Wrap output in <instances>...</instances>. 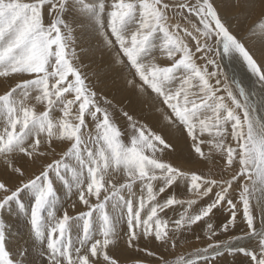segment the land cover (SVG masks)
Wrapping results in <instances>:
<instances>
[{
    "label": "snow or ice",
    "instance_id": "obj_1",
    "mask_svg": "<svg viewBox=\"0 0 264 264\" xmlns=\"http://www.w3.org/2000/svg\"><path fill=\"white\" fill-rule=\"evenodd\" d=\"M229 3L0 0V264H264V16L240 36L252 0ZM77 30L138 108L85 71Z\"/></svg>",
    "mask_w": 264,
    "mask_h": 264
},
{
    "label": "rangeland",
    "instance_id": "obj_2",
    "mask_svg": "<svg viewBox=\"0 0 264 264\" xmlns=\"http://www.w3.org/2000/svg\"><path fill=\"white\" fill-rule=\"evenodd\" d=\"M229 4H230L229 0H221V7L223 8V10L225 12H227L229 14H233V12H234V14H235V13L241 11V9H233L232 7L231 8L228 7ZM256 9H257V7H253L250 9L251 11L247 12L246 16L232 20V24H233V28H234L233 31L235 33H237L240 36H245L246 34H250L249 29H251L254 25H256L260 21L261 17L264 16V14H263V15H259L258 17H256L257 16ZM96 38H97L96 34L93 32L77 30L74 33V39H75L74 47L76 48V51H77L78 55L80 56L82 63L89 65V67H87L85 69V71L89 72L90 74H92V73L99 74L100 79L103 82V86H105L106 89L110 92V90H113L114 88H116V85L118 86L120 83L118 82L117 77L115 78V76L112 73H110V74H112L113 76H110V74L107 75V72H106L107 70L105 72L103 71V68L107 69L109 67L108 65L111 64L112 62L110 61L111 62L110 63L109 61H107L108 63H106V61H104L102 59L103 55H106L105 54L106 51L103 49V46L100 44L99 40ZM91 43H93L92 46H91ZM249 44L253 48V50L257 51V53L259 54V50H260L259 43L257 42L255 44H252L251 41H249ZM93 49H96V50L98 49V50H97V52H96V50L94 52ZM97 55H99V57H101V59H97L98 58ZM159 61L162 64H166L167 58L163 54H159ZM227 62H228V60H227ZM234 67H236V66H234ZM117 69L119 70V68H117ZM103 72H104V74H103ZM241 73L243 75L246 74V72L243 69H242ZM236 78H237V76H236ZM1 79H3V78H0V80ZM113 81H115V83H113ZM118 88L120 90L119 86H118ZM110 93H113V92H110ZM131 93H132L131 91L127 92L128 96H131ZM60 195H61V200L66 199V197H64L62 193ZM62 198H64V199H62ZM64 207L67 208V207H69V205L66 204ZM255 212L257 215H259L258 209H255ZM75 214L76 213H69V215H75ZM13 221H14V223H13ZM8 222L12 223V225L10 224L11 225L10 232L12 235L14 234L15 236H21V237H23V234L28 235L27 233H25L26 229H25V226L23 223L21 224L20 222H17L15 218H11V219L8 218ZM241 227H243V225H241ZM14 229H16V230H14ZM16 232H18V234ZM9 239H11V235H10ZM21 244H23V246H25V248H27L26 242L23 241L19 245H21ZM19 245H17V246H19ZM196 246H199V245L194 244L193 248ZM122 249L123 248L118 249L117 250L118 253L121 252ZM191 250L192 249H190V248L177 249V254H183V253L189 252ZM126 253L130 254V252H128V251H126ZM117 257H119V256H117ZM229 261L231 264V261H232L231 257H229Z\"/></svg>",
    "mask_w": 264,
    "mask_h": 264
},
{
    "label": "bare ground",
    "instance_id": "obj_3",
    "mask_svg": "<svg viewBox=\"0 0 264 264\" xmlns=\"http://www.w3.org/2000/svg\"><path fill=\"white\" fill-rule=\"evenodd\" d=\"M228 6V5H227ZM228 7H230L231 8V5L229 4V6ZM253 7H257V9H256V14H257V16L256 17H258L259 15H263L264 14V11H262L261 10V8H260V6H259V0H252V8ZM234 9V8H233ZM255 9V8H254ZM253 10V9H252ZM249 11H251V10H249ZM248 11V12H249ZM229 12V11H228ZM233 14H234V12H233ZM255 16V15H254ZM234 29V28H233ZM91 36V35H90ZM90 39V38H89ZM97 39V38H96ZM91 40V39H90ZM84 42V41H83ZM91 42V41H90ZM87 44V43H86ZM93 45V43H91V46ZM101 46V45H100ZM99 46V47H100ZM95 50L96 49H93V51L95 52ZM98 50V49H97ZM97 50H96V52H97ZM102 50V49H101ZM103 51V50H102ZM106 55H103V57H102V59L104 60V61H106V63H108L107 61H111V58H110V56H109V54H108V52L106 51V53H105ZM98 57V58H97ZM97 59H101V57H99V55H97ZM91 59V58H90ZM226 59V60H225ZM224 59V61H222V63H224V64H226V65H228L229 67H230V69L236 74V76H237V79H239V80H242L243 81V83H244V85L246 86V87H248V88H253L254 87V81H253V79L250 77V76H248L247 74H242L241 72H242V68L238 65V64H235V63H229V62H227V58H225ZM111 63V62H110ZM109 67L107 68V69H104L103 68V71L105 72L106 70V72H107V75L108 74H110V73H112L114 76H115V78L117 77V80H118V82L120 83L118 86L120 87V90H119V88H118V86L116 85V88H114L113 90H110V92H114L116 95H117V98L119 99V98H122V97H127L128 99H130V100H133V107H137L138 108V105H136L135 104V100H134V93H131V96H128V94H127V92H129V90H127L125 87H124V82H123V80L122 79H120V71L117 69L118 67H113L112 66V63L111 64H109L108 65ZM234 66H236V67H234ZM106 67V66H105ZM110 68V69H109ZM104 72H103V74H104ZM112 74H110V76H113ZM106 76V75H105ZM2 80V79H1ZM153 119L154 120H156V119H160V122H161V124H163V120H162V118H160V117H157V116H154L153 117ZM181 149H185L186 148V145H184L183 143H181ZM62 199H64V198H62ZM66 205V204H65ZM64 205V206H65ZM68 208V211H69V213H75L70 207H67ZM57 215H62V210L61 211H59L58 213H57ZM11 218H15V216H13V217H9V219H11ZM16 219V221L17 222H20L21 224H22V222L19 220V219H17V218H15ZM13 223H14V221H13ZM11 225H12V223H10ZM24 227V226H23ZM13 229V228H12ZM14 230H16V229H14ZM18 231V230H17ZM25 231V230H24ZM14 232V231H13ZM17 234H18V232H16ZM25 233H27V231L25 232ZM10 241H11V244H10V246L11 247H15V246H17V245H19L20 243H22L23 241L24 242H26L27 244V248H29L30 249V251H29V258L31 259V258H34L35 256H36V251H35V249H31L30 248V245H31V241H30V239H29V237H28V235H24L23 234V237H21V236H15L14 234L12 235L11 234V239H10ZM25 247V246H24ZM126 249H122L121 250V252H119L118 253V251H116V255L117 256H119L120 258H125V257H127V256H129L130 254H128V253H126Z\"/></svg>",
    "mask_w": 264,
    "mask_h": 264
}]
</instances>
